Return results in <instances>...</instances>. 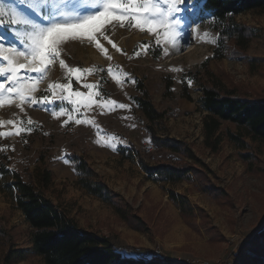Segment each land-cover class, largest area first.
Returning a JSON list of instances; mask_svg holds the SVG:
<instances>
[{
  "label": "rangeland",
  "instance_id": "1",
  "mask_svg": "<svg viewBox=\"0 0 264 264\" xmlns=\"http://www.w3.org/2000/svg\"><path fill=\"white\" fill-rule=\"evenodd\" d=\"M91 3L47 0L41 5L44 12H39L31 9L32 0H0L4 10L0 36L6 37L0 40L4 46L0 67H8L5 55L13 64L27 63L12 49L28 52L26 39L32 22L47 25L74 19L77 13L97 11ZM202 4L203 0H184L181 7L185 10L176 14L182 24L174 38L165 37L161 30L150 33L113 21L104 25L105 34L120 51L104 39L107 56L86 41L67 40L58 46V58L42 72L21 69L17 73L20 83L13 87L24 89L25 99L21 102L20 96L6 94L0 103V133L5 134L0 135V227L7 240L0 237V264H5L3 253L13 247L29 250L24 260L13 264H44L33 251L32 228L17 206L16 173L42 189L82 227L109 236L124 254L156 255L158 247L159 256L175 261L232 264L233 255L264 224V170L255 171L243 156L251 153L264 169V142L245 137L249 147L240 149L227 136L228 129L237 128L224 122L218 149L208 148L204 141L208 111L201 100L204 84L224 91L264 89V61L255 67L250 63L251 57L264 59V13L249 10L234 17L254 28L255 35L242 50L234 42L219 43V33ZM13 13L28 24H10ZM61 59L66 66L60 65ZM69 68L80 71L69 72ZM0 83L8 87L12 81L5 75L0 76ZM33 84L35 89L28 91ZM64 84H71L73 92L100 95L93 96L90 107L83 100L74 105L75 97L59 87ZM85 84L98 87L88 89ZM144 93L162 114L159 119L150 120L140 109L137 98ZM28 97L38 103L32 104ZM62 107L64 115H53ZM76 119L85 123L77 124ZM151 133L187 142L199 168L190 180L163 183L146 173L141 161L158 165L181 156L166 148L143 152ZM75 154L85 158L116 201L132 207L133 216L123 219L112 205L79 185L72 160ZM45 170L51 172V182L43 188L38 174ZM168 189L187 196L194 209L191 222L170 200Z\"/></svg>",
  "mask_w": 264,
  "mask_h": 264
},
{
  "label": "trees",
  "instance_id": "2",
  "mask_svg": "<svg viewBox=\"0 0 264 264\" xmlns=\"http://www.w3.org/2000/svg\"><path fill=\"white\" fill-rule=\"evenodd\" d=\"M202 10L210 15L213 26L219 33V43L225 45L227 42H234L239 49L244 50L255 35L254 28L236 22L234 17L249 10L264 13V0H203ZM261 61L264 59H250L254 67L259 66ZM201 90V100L208 111L204 118V141L208 148L214 151L218 149L221 141L219 133L224 122H230L237 128V131L228 129L227 136L240 149L249 147L245 137L264 142V89L224 91L204 84ZM144 94L137 98L140 109L150 120L159 119L162 114L155 108L148 94ZM148 139L155 150L166 148L181 155L158 165L141 161L149 176L163 183H175L190 180L192 172L199 170L198 159L187 142L172 137L159 138L154 133ZM142 150L147 153L144 148ZM243 154L250 166L254 165L255 171L264 170L254 161L251 153ZM184 158H189L192 162ZM72 160L82 188L112 205L123 219L133 216L132 207L113 198L109 187L96 179V172L85 158L75 154ZM38 182L43 188L49 186L51 172H39ZM13 185L17 206L32 228L33 251L42 258L44 264H189L159 255L124 254L109 236L82 227L42 189L25 180L19 173L14 175ZM168 194L170 200L180 208L183 217L191 222L194 209L187 196L173 189H168ZM0 237L4 240L6 238L1 227ZM28 252L27 249L10 248L3 253L4 262L13 264L24 260ZM233 258L232 264H264V224Z\"/></svg>",
  "mask_w": 264,
  "mask_h": 264
},
{
  "label": "snow or ice",
  "instance_id": "3",
  "mask_svg": "<svg viewBox=\"0 0 264 264\" xmlns=\"http://www.w3.org/2000/svg\"><path fill=\"white\" fill-rule=\"evenodd\" d=\"M194 2V0H193ZM46 5L47 0H32L30 5L31 9L34 11L44 12V8L41 5ZM184 4V0H93L90 6L97 8L95 12L87 13L85 15L76 14L74 19L65 20H53V22L47 25H41L35 22L31 23V31L27 34L26 43L28 45V52L18 51L12 49L17 56L23 57L27 63L13 64L12 59L9 56H3V59L8 61V67H0V76H8V79L12 83L5 87V84L0 83V103H3V98L6 94H15L20 96L21 102L25 99L24 89L14 90L13 85L19 84L20 80L17 73L21 69H26L33 72H42L47 68L48 65L52 64L59 56L58 46L67 41H86L89 44L94 45L97 49H100L104 54L108 55V50L101 43V39L107 40L109 44L112 45L117 51V45L113 43L111 39L105 34L104 25H112L115 21L120 27H124L125 23L128 26L137 28L140 30H146L150 33L158 34V30H161L165 37L174 38L178 35V29L180 28L182 21L177 18V13L183 12L185 8L181 7ZM191 10V8L189 9ZM3 8H0V14L3 13ZM61 15H66L61 13ZM45 19H49V15L45 14ZM3 20L0 19V25H3ZM11 23H25L28 21L17 13H13V18L9 22ZM6 37L0 36V40H4ZM157 45H159L160 40L157 39ZM145 51H147L148 46L145 44ZM4 46L0 44V52H3ZM139 56L140 52H136ZM110 58V57H109ZM61 66H66L64 60H60ZM69 72L75 71L79 73L80 69H68ZM111 72L112 69L107 70ZM77 80H79V75H77ZM27 84V82H24ZM117 83H120L117 80ZM62 90H67L69 96H74L75 99L72 100L74 105H80L83 100L85 107H90L93 102V96H99V92H89L87 95L80 91H72L71 84L59 85ZM85 88L92 89L97 88L98 85L85 84ZM35 85L33 84L28 91H33ZM54 94V93H53ZM62 99L67 97H61ZM29 102L32 104L38 103L35 98L28 97ZM49 97L44 96L43 100L48 101ZM100 107H104V104L97 101ZM110 105H116L115 101H109ZM118 107L126 108L127 105L119 104ZM79 108L76 109L78 111ZM65 114L63 107L59 112H53V115L59 117ZM69 120L72 119L71 112H68ZM9 123H12L11 121ZM67 123V121L65 122ZM75 123H85L80 119H76ZM28 124L31 125L32 121L29 119ZM31 129H29L30 131ZM17 130L16 134L19 135ZM0 135H5L0 133ZM10 135V134H9Z\"/></svg>",
  "mask_w": 264,
  "mask_h": 264
},
{
  "label": "built area",
  "instance_id": "4",
  "mask_svg": "<svg viewBox=\"0 0 264 264\" xmlns=\"http://www.w3.org/2000/svg\"><path fill=\"white\" fill-rule=\"evenodd\" d=\"M144 149L147 153H150L151 151L155 150V146L151 143V141L148 139L144 143ZM160 253V248L157 247L156 249V255ZM202 264H208V262H204Z\"/></svg>",
  "mask_w": 264,
  "mask_h": 264
}]
</instances>
